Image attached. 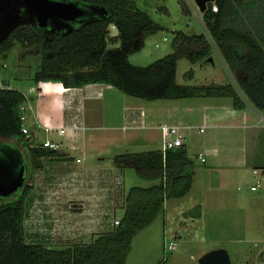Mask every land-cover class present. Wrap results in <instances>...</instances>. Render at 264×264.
<instances>
[{
  "label": "rangeland",
  "instance_id": "rangeland-1",
  "mask_svg": "<svg viewBox=\"0 0 264 264\" xmlns=\"http://www.w3.org/2000/svg\"><path fill=\"white\" fill-rule=\"evenodd\" d=\"M135 3L164 30L149 36L144 47L128 57L134 67L145 68L171 55L175 32L203 34L210 40L203 20L204 12L200 11L195 0H135ZM205 5L206 9L211 5L214 12V0ZM108 34V48L118 47V42L113 44L110 40L117 35V31L109 27ZM212 44V64H191L186 59L178 61L177 85L197 87L231 83L239 90L238 73L230 71ZM42 61L43 52L39 46L27 47L16 43L0 56V88L4 85L9 88L10 84L13 89L27 90L35 84L33 79L40 71ZM42 94L38 92L29 98L33 109L48 100ZM224 99L205 97L147 102L113 88L104 90L103 97L99 99L84 101L87 126L92 129L81 132L75 144L84 148V153L71 152L73 161L79 157L83 160L82 164L46 160L41 165H44V172L32 173L33 162L27 161L26 185L33 183V177L36 183L32 193L35 195V207L32 206L30 211L38 210L35 217L32 214V217L28 216L27 212L24 215L25 240L28 241V229L33 231L36 227L35 233L42 235L38 241L52 244L53 250L86 244L89 234H76L81 217L61 218L56 209L51 213L56 217H45L43 206L46 204L43 203L58 195L60 175L67 172L66 167L69 168L68 173L79 172L83 167L87 169V176L91 171H114L113 159L117 156L162 151V131L157 127L164 124L187 127L184 133L187 156L194 168L192 185L186 197L165 201L164 211L149 227L137 234L126 264H199L198 260L203 255L218 249L227 252L231 264H264L261 258L264 254V127L261 123L246 129L236 125L233 126L236 128L216 131L208 122L203 123L200 116L202 106L209 101ZM141 106L145 112L143 124L139 119ZM259 114L262 113L259 111ZM200 129H203L202 133ZM35 135V143L38 144L49 138L42 131ZM59 139L64 141L63 149L67 150L69 138L56 140ZM1 142L23 148L26 145L14 139L0 138ZM199 155L205 163L200 161ZM254 169H258L257 175L253 174ZM121 175L122 187L116 186L117 183L113 186L115 192L122 188L124 199L131 188L147 189L158 184L143 180L130 168L122 170ZM52 177L56 179L49 182ZM252 187L256 190L252 191ZM17 197L16 194L0 203L13 202ZM26 200L28 205V198ZM57 203L55 205L59 206ZM123 213V210L115 209V215L122 217ZM111 217L115 218L114 215ZM63 223L65 229L59 226ZM64 230L66 233H63ZM170 243L175 244L172 251L167 249Z\"/></svg>",
  "mask_w": 264,
  "mask_h": 264
},
{
  "label": "trees",
  "instance_id": "trees-1",
  "mask_svg": "<svg viewBox=\"0 0 264 264\" xmlns=\"http://www.w3.org/2000/svg\"><path fill=\"white\" fill-rule=\"evenodd\" d=\"M61 1L100 6L108 14L104 19L72 25L70 31H53L49 35L26 24L0 43V56L16 43L41 48L43 61L33 79L35 85L42 80L60 83L66 88L104 84L147 102L228 98L236 110L250 104L264 112V0H214L217 11L213 12L209 5L203 13L210 40L230 71L239 75L238 91L231 83L177 85L176 69L180 59L197 64L212 57L214 46L206 35L175 32L171 55L145 68L134 67L128 57L139 52L149 36L164 30L137 8L135 0ZM109 27L117 31L110 40L113 44L118 42V47L108 48ZM26 102L22 92L8 85L0 88V138L24 142L36 171L42 168V162L61 161L66 155L28 146L20 120V107ZM0 147L14 151L25 163L18 146L1 142ZM113 162L118 170L130 168L143 180L158 182L147 189L129 190L118 226L113 224L111 231L94 235L89 243L64 250L29 244L23 229L25 200L30 192L25 185L13 202L0 203V264H126L133 239L164 211L165 201L187 196L194 168L185 147L165 152L126 153L115 157ZM261 258L264 263V254Z\"/></svg>",
  "mask_w": 264,
  "mask_h": 264
},
{
  "label": "crops",
  "instance_id": "crops-1",
  "mask_svg": "<svg viewBox=\"0 0 264 264\" xmlns=\"http://www.w3.org/2000/svg\"><path fill=\"white\" fill-rule=\"evenodd\" d=\"M9 86L12 88L10 84ZM30 87H35L37 89L39 88L37 87V85L32 84L27 88V90ZM108 89L113 90L111 86H107L104 84H92V85L84 86L83 88H69V92L65 94L57 93L54 91L41 92L43 93L42 94L43 96L45 95V99L48 100H46L47 102L45 101L43 103H40V105H38L36 109H33L29 103V98L33 97L34 95H37L38 92H40L38 90V92L28 95L27 107L30 109L28 112V120H29L28 123L31 122L33 124L35 122H39L42 124L45 122L51 124L54 127H60L67 125L71 126V124L76 121L78 124L84 125V128L79 129L78 131H76L75 134L68 132L67 138H69V142L67 141L68 142V145H66L67 150L61 149L59 151L60 153L66 155L64 160L61 161H71L74 162L75 164L79 162L77 164L80 165L82 164L83 160L78 157L75 159V161H73V156H71V152H73L74 154L84 153V148H80L75 144L77 143L78 139L81 137V132H84L87 129H92V127L87 126L88 119L86 116V106L83 105V102L87 100H95L103 97V91ZM19 90L23 91L21 89ZM27 90H24L23 92H26ZM218 99H223V98H218ZM227 99L228 98H225L224 100L221 101L219 100L216 102L209 101L208 103L204 104L201 108L202 110L200 115L201 121L203 123L208 122L210 127L216 131L221 128H230V127L236 128L233 127L236 125L241 126V128L245 127L246 129L251 126L260 124V120L263 117V112H261L262 114H259V111L256 110L250 104H247L244 109L236 110L232 107L231 100L228 99L229 100L228 101ZM139 112H140L139 119L143 124L145 118V112L142 106L141 109H139ZM163 125L164 124H161L157 128L161 130V127ZM175 127H179L182 131V135L185 137L184 131L187 130V127H182V126L181 127L175 126ZM123 129L126 128L123 127ZM18 149L20 153L24 156L25 165L27 166V161L31 160L28 154L29 148L25 145L24 148L18 147ZM31 169H32V173H37L36 171H41V170H42L41 172L45 171L44 165L40 170L35 171L33 168ZM65 169H68L67 172L61 174L59 177V182L61 184H58L60 185L59 187L60 189L58 190L59 192L58 195H56L55 197H50L51 199H47L46 202L43 203L46 204L45 206H43V210H45V217L47 218L56 217L55 215L51 214L52 212H54V209L58 211V216L61 218L70 219L72 215L81 217L82 222L80 221L76 234L78 236L82 234L83 235L89 234L88 236L89 241L86 242L87 244L91 241L94 235L111 231L113 228V221L115 219L122 218L115 215V209H121L124 211L123 209L124 191L122 190V188L121 189L118 188V190H116L115 192V187L113 186L115 183H117L116 186L122 187L123 182L121 181L122 180L121 170H118L116 168L114 171L108 170L106 172L91 171V173L88 174L87 176L86 175L87 169L83 167L82 168L80 167L79 172L72 171L68 173L69 168L66 167ZM33 179L35 180L34 177ZM52 179H56V178L54 177L50 178L49 182ZM34 180L33 183L28 185L31 187L30 192L27 196L28 205H27V200H25L26 202L25 213L27 212V215L31 217L32 215L35 217L37 214L36 212L38 210L37 209L35 212L30 211L32 206L35 207L33 203V201H35L34 199L35 195L34 194L32 195V193L35 191L34 186L36 184ZM117 196H119V199L117 198ZM118 200L121 202L117 203L116 201ZM56 203L59 204V206H56L55 205ZM113 215L115 218L111 217ZM59 226L60 228L63 229L66 228V225L64 223ZM35 230L36 227H34L33 231L28 229L27 243L41 244L47 247L53 246L52 244H44L38 241V239L41 238L42 235L35 233L36 232ZM63 233H66V230H64ZM74 238H76V236H74Z\"/></svg>",
  "mask_w": 264,
  "mask_h": 264
},
{
  "label": "water",
  "instance_id": "water-1",
  "mask_svg": "<svg viewBox=\"0 0 264 264\" xmlns=\"http://www.w3.org/2000/svg\"><path fill=\"white\" fill-rule=\"evenodd\" d=\"M200 11L205 12L206 3L213 0H195ZM105 8L82 2L61 0H0V43L23 25L37 26L51 31H70L72 25L80 26L104 19ZM54 29V30H53ZM207 63L212 64V58ZM27 166L14 151L0 147V200L8 199L22 191L26 185ZM199 264H231L223 249L203 255Z\"/></svg>",
  "mask_w": 264,
  "mask_h": 264
},
{
  "label": "built area",
  "instance_id": "built-area-1",
  "mask_svg": "<svg viewBox=\"0 0 264 264\" xmlns=\"http://www.w3.org/2000/svg\"><path fill=\"white\" fill-rule=\"evenodd\" d=\"M217 9L216 7H214V12H216ZM10 89H13L9 86ZM14 90L22 92L23 95L25 96V98L27 99V102L25 105L20 107V120H21V132L23 134L24 140L28 143L29 147L32 148H40V149H44L47 151H60L61 149H63V147L65 146L64 141L62 139L56 140L57 138H64L67 137L68 132L75 134L76 131H78L79 129H83L84 125H80L78 124L76 121L73 122L71 124V126H60V127H54L49 123H39V122H35V123H28V112H29V108L27 107L28 104V95L30 94H34L36 92H38V90L40 92H42L41 88L39 87L38 89L35 87H30L26 92L20 91L18 88H14ZM46 90H51L57 93H61V94H65L67 92H69V88H64V86L62 84H58V83H50L47 85L43 86V92H46ZM264 115V112H263ZM260 123L263 125L264 127V116L261 118ZM34 127V128H33ZM39 131H42L43 133H45L49 138L45 139L43 142L41 143H35V134ZM161 131H162V152H165L167 150H175L178 148H182L185 147V137L182 135V131L179 127H175V126H166L163 125L161 127ZM203 129H200V132H202ZM56 136V137H55ZM53 137V138H51ZM200 159V161L202 163L205 162V159L199 155L198 157ZM258 169H254L253 170V174L257 175ZM252 191L256 190V187H252L251 189ZM114 226H118L119 225V219H116L113 221ZM167 249L169 251H172L175 249V244L170 243L167 246Z\"/></svg>",
  "mask_w": 264,
  "mask_h": 264
},
{
  "label": "clouds",
  "instance_id": "clouds-1",
  "mask_svg": "<svg viewBox=\"0 0 264 264\" xmlns=\"http://www.w3.org/2000/svg\"><path fill=\"white\" fill-rule=\"evenodd\" d=\"M50 83H52V81H44V80H42V81H39V82L37 83V87H40L41 90H42V92H43V86H44V85H47V84H50Z\"/></svg>",
  "mask_w": 264,
  "mask_h": 264
},
{
  "label": "flooded vegetation",
  "instance_id": "flooded-vegetation-1",
  "mask_svg": "<svg viewBox=\"0 0 264 264\" xmlns=\"http://www.w3.org/2000/svg\"><path fill=\"white\" fill-rule=\"evenodd\" d=\"M33 26V25H32ZM33 27H35V28H38L37 26H33ZM39 29V28H38ZM39 30H44L46 33H47V35H49L48 33H53V31H51L50 29H39ZM54 30V29H53ZM54 31H56V30H54ZM62 31H65V30H62ZM62 31H59V32H62ZM56 32H58V31H56Z\"/></svg>",
  "mask_w": 264,
  "mask_h": 264
},
{
  "label": "bare ground",
  "instance_id": "bare-ground-1",
  "mask_svg": "<svg viewBox=\"0 0 264 264\" xmlns=\"http://www.w3.org/2000/svg\"><path fill=\"white\" fill-rule=\"evenodd\" d=\"M48 91H51V90H46V92H48Z\"/></svg>",
  "mask_w": 264,
  "mask_h": 264
}]
</instances>
